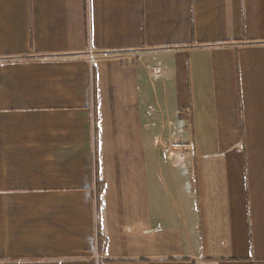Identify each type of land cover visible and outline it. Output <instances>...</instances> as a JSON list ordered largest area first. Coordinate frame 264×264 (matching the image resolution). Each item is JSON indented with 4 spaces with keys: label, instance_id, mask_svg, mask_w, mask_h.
<instances>
[{
    "label": "crops",
    "instance_id": "1",
    "mask_svg": "<svg viewBox=\"0 0 264 264\" xmlns=\"http://www.w3.org/2000/svg\"><path fill=\"white\" fill-rule=\"evenodd\" d=\"M0 264H264V0H0Z\"/></svg>",
    "mask_w": 264,
    "mask_h": 264
},
{
    "label": "built area",
    "instance_id": "2",
    "mask_svg": "<svg viewBox=\"0 0 264 264\" xmlns=\"http://www.w3.org/2000/svg\"><path fill=\"white\" fill-rule=\"evenodd\" d=\"M180 147V146H179Z\"/></svg>",
    "mask_w": 264,
    "mask_h": 264
}]
</instances>
